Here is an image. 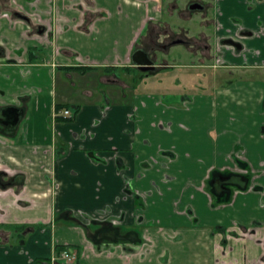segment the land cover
<instances>
[{
	"label": "crops",
	"instance_id": "obj_1",
	"mask_svg": "<svg viewBox=\"0 0 264 264\" xmlns=\"http://www.w3.org/2000/svg\"><path fill=\"white\" fill-rule=\"evenodd\" d=\"M166 31L211 46L201 69L225 66L179 108L133 85L135 49ZM0 49V111H23L13 135L0 128V170L25 175L0 198V264H48L56 246L78 250L76 264H264V0H0ZM57 104L76 119L54 122ZM225 170L248 171L249 189L215 208L206 184ZM127 186L151 195L143 205ZM137 215L154 223L144 247H97L73 221L131 228Z\"/></svg>",
	"mask_w": 264,
	"mask_h": 264
},
{
	"label": "flooded vegetation",
	"instance_id": "obj_2",
	"mask_svg": "<svg viewBox=\"0 0 264 264\" xmlns=\"http://www.w3.org/2000/svg\"><path fill=\"white\" fill-rule=\"evenodd\" d=\"M194 5H200V6H202V9L201 10H192L191 7ZM188 10L191 13H197V12H201V11H203V12L210 11L209 8L207 7V4L201 5L200 3H197V2L191 4L189 6ZM16 15L18 16V18L25 19V17L21 16V14L19 12H17ZM209 26L210 25L208 24L207 27L209 28ZM43 32H44L43 28H40L39 33L42 34ZM207 33L209 34V38H210L211 31L208 30ZM165 37H166V39L162 43H159L158 39H154V40H152V44L150 47H148L147 49L137 48V49H135V51L133 53V55H134L136 52H139V51L145 52L147 54L149 60H151V62H153V65L145 66V68H152L151 70L146 71V72H143L142 70H140L139 67L136 66L133 62V55H132V62H133V66L135 68V73L138 76V82H145V81L149 82V81H151V79H155L162 74H169L170 75L168 79H167V77H164V79H166V81L164 83H160L161 85H163L161 87L157 86V85H159L158 82L157 83H153V82L151 83L152 85H155V87L157 86L159 91L163 95H160V93H158L155 95L152 94L149 97L159 96L161 103L168 104L172 107V105H178V103L177 104L175 103L177 101H179V103H181V101H180L181 97H188L193 101L194 96L196 94L186 95L184 93H177V91L175 90V87H174L176 82L171 81V77L175 76L174 74L179 69H182V70L201 69L199 64H197L198 61L194 60L193 58L195 56L200 57V58H201V56L203 57L202 51L200 49L202 48V49L209 51L211 49V46L210 45L200 46L199 44H201V41L197 38L192 39V40H188V39L184 40V39H180V38L175 39L173 37V34H171L169 31L165 32ZM227 41H232V42L236 43L239 46V48H236V47L226 43ZM223 43L227 46H230V47L236 49L237 51H241V49H242L241 44L232 40V39H226ZM176 44L181 45L183 47L184 53H178V55H176L177 53H175V54L170 53L171 48ZM0 50H2V49H0ZM210 54H211V52H209L208 55H206L207 56L206 57L207 63L210 62L209 61V58H210L209 55ZM183 55H186L188 59H192V61H195V62L192 64L187 59V61H184L183 62L184 64L181 66L178 64H175L176 62H178L179 57H182ZM214 58L219 60L221 58V56H218V54L215 53ZM140 59L143 60V57H141ZM223 67H225L224 63L217 64V60H215L213 64H207L206 67H204V68L215 70V69H221ZM66 69L70 70L71 68H66ZM186 79H187V76L184 78V80H186ZM209 85H210V87H212L211 86L212 84L209 83ZM7 109H9V110H7ZM16 110H18V111H16ZM78 113H79V107L76 110H73L71 108V106L68 104H57L55 106L54 113H53L54 122L71 123L76 119V116L78 115ZM19 115L22 116L23 111L16 109V108H5V109L0 111V128L4 130V133L9 134V135H13L17 131L20 123L15 128L14 122ZM160 127H165V124H163L161 122ZM47 153L49 154L50 152H47ZM54 153H57V147H55L53 149V154ZM170 156H172L174 158L173 154H170ZM244 173H246V174H244ZM248 174H249L248 171H246V172L243 171L241 174L240 173L236 174V173H233V172L228 171V170H225L223 172H213L209 181L206 184V189L208 191L207 194L211 200L212 205L215 208H218L220 206L230 204L233 202L235 193L237 191H245V190L249 189V179L246 177ZM47 179H48V182L51 186L53 184L52 176L48 175ZM236 180H239V181H236ZM24 183H25V175L24 174L17 172L15 170H12L10 168H7V167L0 170V198L6 197L8 194H10L12 196H17L19 188H23ZM127 188L129 189V186H127L126 189ZM130 191L132 192L133 190H130ZM132 193L133 194L137 193L136 197L139 198V202H141V204H143V205L145 203L144 202L145 198L148 197L149 195H151V192L144 193L142 195L139 192H132ZM70 214H71V212L69 211L68 214H66L65 216H67V215L69 216ZM187 215H188V217H190L195 222L196 216L193 213V211H188ZM73 221H76V223L85 227L87 233H89L88 234L89 240L97 247H101L102 245H105V244L106 245L123 244V245H127V246L128 245H130V246L136 245L138 247H144L147 244H149V242L145 238L146 230L154 228L153 227L154 223L146 224V225H149L147 228H145V226H143V225H145L144 224L145 221H144V218L142 217V215L136 216V224L131 228H122L120 226L115 225L113 223V221H110V220H108V221L91 220L89 225H83L79 221L74 220V219H73ZM27 228H29V227L20 226L18 228H15L14 231L18 232V234H20V235L21 234L24 235ZM156 228L158 230L164 229L163 227H158V226ZM218 231L225 232V230L223 228H219ZM16 239H18V238H16ZM56 247L54 248L53 255H52L48 264H73V263L78 262L80 255H79L78 250H76L74 247L65 246V249H63V250H57ZM64 253L70 254L73 257V260L70 262L62 260L61 256Z\"/></svg>",
	"mask_w": 264,
	"mask_h": 264
},
{
	"label": "rangeland",
	"instance_id": "obj_3",
	"mask_svg": "<svg viewBox=\"0 0 264 264\" xmlns=\"http://www.w3.org/2000/svg\"><path fill=\"white\" fill-rule=\"evenodd\" d=\"M199 13H203V11L198 12L197 14ZM177 52L184 53V49H178ZM176 55H178V53ZM197 64L199 63L197 62ZM214 72L215 71L213 69L212 70H209V69H192V70L179 69L174 74L175 76L171 77V81L176 82L174 87L177 93H184L186 95H190V94H198V93H203V92H211L213 91V89L210 87L208 81L210 79V76L213 75ZM169 76H170L169 74H162L155 79H151V81L149 82L148 81L136 82V84H133V85L136 87V90L139 95L150 96L152 94L155 95L158 93H160V95H163L159 91L158 87L163 86L160 83H164L166 81L164 77H167L168 79ZM186 76L188 80L187 79L184 80ZM60 80H61V76H59L58 81ZM152 82L153 83L158 82L159 83V85H157L158 87L157 86L155 87V85H152L151 84ZM100 89L103 90V88H100ZM172 107L179 108V106L177 105H172ZM73 264H76V263H73Z\"/></svg>",
	"mask_w": 264,
	"mask_h": 264
},
{
	"label": "water",
	"instance_id": "obj_4",
	"mask_svg": "<svg viewBox=\"0 0 264 264\" xmlns=\"http://www.w3.org/2000/svg\"><path fill=\"white\" fill-rule=\"evenodd\" d=\"M191 9H192V10H201V9H202V6H200V5H194V6L191 7ZM226 43H228V44H230V45H232V46H234V47H236V48H239V46H238L236 43L232 42V41H227ZM2 54H3V51L0 50V55H2ZM141 57H143V60L140 59ZM138 58H139V59H138ZM133 62H134V64H135L136 66H138L139 69L142 70L143 72H146V71H149V70L152 69V68H145V66L153 65V62H151V60H149L147 54H146L145 52H143V51L136 52V53L133 55ZM7 110H9V109H7ZM16 111H18V110H16ZM21 118H22V116L19 115V116L17 117V119L15 120V122H14V127H15V128H16L17 125L20 123ZM236 181H239V180H236Z\"/></svg>",
	"mask_w": 264,
	"mask_h": 264
},
{
	"label": "built area",
	"instance_id": "obj_5",
	"mask_svg": "<svg viewBox=\"0 0 264 264\" xmlns=\"http://www.w3.org/2000/svg\"><path fill=\"white\" fill-rule=\"evenodd\" d=\"M61 257H62V260H64V261L70 262L73 260V257L68 253H64Z\"/></svg>",
	"mask_w": 264,
	"mask_h": 264
},
{
	"label": "trees",
	"instance_id": "obj_6",
	"mask_svg": "<svg viewBox=\"0 0 264 264\" xmlns=\"http://www.w3.org/2000/svg\"><path fill=\"white\" fill-rule=\"evenodd\" d=\"M56 248H57V250H63V249H65V246H57Z\"/></svg>",
	"mask_w": 264,
	"mask_h": 264
}]
</instances>
